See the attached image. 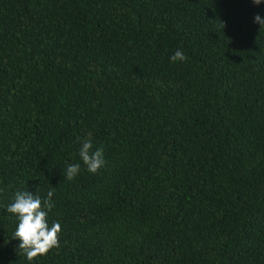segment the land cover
Wrapping results in <instances>:
<instances>
[{
  "label": "trees",
  "instance_id": "16d2710c",
  "mask_svg": "<svg viewBox=\"0 0 264 264\" xmlns=\"http://www.w3.org/2000/svg\"><path fill=\"white\" fill-rule=\"evenodd\" d=\"M257 14L264 0H0V264H264ZM18 190L52 191L62 229L32 261L6 211Z\"/></svg>",
  "mask_w": 264,
  "mask_h": 264
},
{
  "label": "clouds",
  "instance_id": "9594fccd",
  "mask_svg": "<svg viewBox=\"0 0 264 264\" xmlns=\"http://www.w3.org/2000/svg\"><path fill=\"white\" fill-rule=\"evenodd\" d=\"M255 5H259L261 0H252ZM254 22L264 28V19L259 14L255 15ZM171 62L184 61L187 59L182 50L177 49L169 57ZM82 146L79 156L87 167V171L96 173L104 164L103 150L92 149L91 134L89 138L81 142ZM80 164L68 165L65 171V178L72 180L79 172ZM53 192L47 193V198L42 199L40 195L33 194L32 191H16L13 202L8 204L6 211L17 217L18 223L14 231L13 239L19 240V249H22L27 260L32 261L41 255H46L51 249L59 247V233L61 225L53 222L48 224V211L54 204L51 202Z\"/></svg>",
  "mask_w": 264,
  "mask_h": 264
}]
</instances>
